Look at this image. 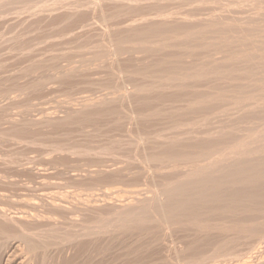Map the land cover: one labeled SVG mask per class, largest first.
<instances>
[{
	"label": "rangeland",
	"instance_id": "1",
	"mask_svg": "<svg viewBox=\"0 0 264 264\" xmlns=\"http://www.w3.org/2000/svg\"><path fill=\"white\" fill-rule=\"evenodd\" d=\"M0 3V264H91V260L92 264H193L192 261L195 264H264V218H260L264 216V204H259L260 201L264 202V194H259L262 188L261 193H264V187L260 185L264 182V0H0ZM8 27H12V30ZM42 36L45 39L41 40ZM161 40H166V44L162 42L163 47ZM230 41L233 46H230ZM27 43L31 44L28 46ZM93 50L96 52L92 54ZM82 51L85 53L81 54ZM206 65L212 70L210 73L207 71L209 74L205 72L208 69ZM186 66L190 67L191 72ZM179 70L187 72L183 76L189 77L184 79L181 75L183 78H180ZM170 73H179L177 77L180 81L169 85ZM173 77L176 76L169 79H178L173 80ZM204 95L209 99L208 95H211L212 101H206L209 99ZM166 98L172 99H168V102ZM190 103L194 108L200 105L196 106V114V109H192ZM189 109L194 112L191 114ZM185 132H188L186 136ZM216 138L219 141L217 148L214 143ZM209 141L216 145L215 148L210 146ZM205 143H209L211 151L214 150L210 152L206 147L208 155L203 151L207 146ZM244 145L249 153H253L250 159L248 152H240L241 146L245 149ZM248 147H252L258 156ZM174 148L180 159L175 156ZM180 149L185 154L192 152L186 155L190 159L192 157L194 165L191 161L184 164L188 158L183 157L185 154L182 156L185 161L178 162L182 161ZM163 150L170 153L174 150V158L171 157L173 153ZM214 152H218L215 154V157L218 155L217 160L212 159ZM239 154L247 163L238 157ZM164 155L170 157L166 159L169 162L163 160ZM209 155L212 157L210 161H217L218 167L209 162ZM171 158L178 161L174 160V163ZM246 158L251 160L250 163ZM161 160L166 162L165 165ZM251 162L252 165L261 162L259 167L254 163L253 169L257 166L253 172L256 173L257 168L260 172L262 168L261 174L257 171L262 179H256L257 173L252 174ZM189 163L194 167H190ZM242 163L250 165L251 170H247L249 176L241 174L246 169ZM242 166L245 168L241 171ZM198 169L199 175L194 171ZM191 170L196 172L197 178L200 176L199 182L203 173L207 180L222 178L223 189L219 190L227 195L226 198L224 194L216 192L214 199L213 193H205L208 195L207 198L203 195L206 198L203 199L201 194H195L197 199L191 194L195 190H188L191 193L186 192L187 198L185 195L184 200L179 198L176 206L182 201L185 203L186 199L188 205L184 207L193 213L189 215L194 217L192 220L196 219L193 221L196 223H191L188 214V217H185L186 214L182 217L181 213L184 212L180 208L175 210L177 207L174 204L177 202L169 204V190L166 191L174 183L177 188L173 186L175 191L172 188L171 191L182 190L188 184L186 179L184 182L182 180L187 173L190 186L193 181L198 182V179L193 180L196 176L190 182L189 177L194 175H190L193 173ZM205 171L213 173V176ZM214 174L217 176L214 177ZM254 175L257 176L251 177ZM230 176L236 179L231 180ZM248 177L255 178V182L246 179ZM244 179L251 186H261L260 190L258 186L256 189L259 193L256 191L257 196L244 198L240 202L230 200L232 193L250 186L249 183L245 185ZM177 184L181 188L178 189ZM200 195L204 201L214 199L212 202L209 200L210 203L207 200L208 204L205 202V205L202 202L206 212L201 202L198 203L201 201ZM209 196H213V199ZM194 198L200 206L195 205ZM218 199L228 204L230 200L232 205L226 204L228 209L237 206L236 211L233 209L238 211L237 215L240 214L237 219L234 216L230 219L235 215L233 210L231 215L230 210L223 212L224 209L220 208L226 216L221 215L225 218L228 216L230 222L237 220L238 225H233L236 231L232 228V222L228 224L229 220L215 211L221 202ZM211 203L218 206L212 207L214 205ZM256 203L261 206L258 207L259 211ZM226 206L224 208L227 209ZM133 208L137 210L135 215L129 212H133ZM207 208L214 211V214L210 211L214 219L205 215L212 218ZM200 212L204 213L201 218L204 216L203 219L209 221L207 227L204 226L207 224L205 220L199 218ZM217 212L218 217L215 218ZM170 215L175 216L173 218L176 220L171 217L175 222H168ZM200 225H203L201 229ZM202 235L203 239L200 237ZM228 237L235 241H230ZM200 240L204 241V245ZM195 244L199 245L198 248Z\"/></svg>",
	"mask_w": 264,
	"mask_h": 264
},
{
	"label": "bare ground",
	"instance_id": "2",
	"mask_svg": "<svg viewBox=\"0 0 264 264\" xmlns=\"http://www.w3.org/2000/svg\"><path fill=\"white\" fill-rule=\"evenodd\" d=\"M7 1H8V0H7ZM46 1H47V0H46ZM93 1H94V0H93ZM114 1H115V0H114ZM197 1H198V0H197ZM203 1H204V0H203ZM4 2H5V1H4ZM43 2H45V1H43ZM89 2H90V0H89ZM123 2H124V1H123ZM138 2H139V0H138ZM200 2H201V1H200ZM206 2H207V1H206ZM232 2H233V1H232ZM254 2H255V1H254ZM45 3H46V2H45ZM198 3H199V2H198ZM204 3H205V2H204ZM237 3H238V2H237ZM0 4H1V3H0ZM3 4H4V3H3ZM46 4H47V3H46ZM76 4H77V3H76ZM93 4H94V3H93ZM207 4H208V3H207ZM83 5H84V4H83ZM42 6H43V5H42ZM92 6H93V5H92ZM122 6H123V5H122ZM235 6H236V5H235ZM80 8H81V7H80ZM1 9H2V8H1ZM161 9H162V8H161ZM163 9H164V8H163ZM4 10H5V9H4ZM77 10H78V9H77ZM139 10H140V9H138V11H139ZM35 11H37V10H35ZM76 12H77V11H76ZM141 12H142V11H141ZM140 14H141V13H140ZM164 14H165V12H164ZM142 15H143V14H142ZM12 16H13V15H12ZM12 16H11V17H12ZM33 16H35V15H33ZM163 16L165 17V15H163ZM166 16H167V15H166ZM51 17H52V16H51ZM41 19H42V18H41ZM45 19H46V18H45ZM94 19H95V18H94ZM99 20H100V19H99ZM105 20H106V19H105ZM107 20H108V19H107ZM101 21H102V20H101ZM8 22H9V21H8ZM99 22H100V21H99ZM105 22H106V21H105ZM101 23H103V21H102ZM109 23H110V22H109ZM3 24H4V23H3ZM107 24H108V23H107ZM89 26H90V25H89ZM14 27H15V26H14ZM16 27H17V26H16ZM16 27H15V28H16ZM8 28H9V27H8ZM11 28H12V27H11ZM11 28H9V29H11ZM42 29H43V28H42ZM7 30H8V29H7ZM11 30H12V29H11ZM110 30H111V29H110ZM1 31H2V30H1ZM3 31H4V30H3ZM84 31H85V30H84ZM151 31H152V30H151ZM151 31H149V32H151ZM245 31H246V30H245ZM8 32H9V31H8ZM145 32H147V33L149 34L148 31H145ZM145 32H144V33H145ZM230 32H231V31H230ZM0 33H1V32H0ZM48 33H49V32H48ZM138 33H139V32H138ZM142 33H143V32H141V34H142ZM147 33H146V34H147ZM151 33H152V32H151ZM151 33H150V34H151ZM164 33H166V32H164ZM3 34H4V33H3ZM136 34H137V33H136ZM141 34H140V36H141ZM153 34H154V33H153ZM162 34H163V33H162ZM11 35H12V34H11ZM151 35H152V34H151ZM164 35H165V34H164ZM164 35H163V36H164ZM1 36H2V35H1ZM15 36H16V35H15ZM117 36H118V35H117ZM142 36H143V35H142ZM142 36H141V37H142ZM149 36H150V35H149ZM8 38H9V36H8ZM145 38H146V37H145ZM4 39H5V38H4ZM20 39H21V38H20ZM42 39H45V38H43V36H42L41 40H42ZM14 40H15V39H14ZM47 40H48V39H47ZM47 40H46V41H47ZM88 40H89V39H88ZM163 40H164V39H163ZM244 40H245V39H244ZM246 40H247V39H246ZM23 41H24V40H23ZM23 41H22V43H23ZM165 41H166V40H165ZM165 41H162V40H161V43L164 42V44H166ZM228 41H229V40H228ZM235 41H236V40H235ZM3 42H4V41H3ZM86 42H87V41H86ZM89 42H90V41H89ZM89 42H88V43H89ZM230 42H231V44H230L229 42H228V43L226 42L227 45L230 44V46H231V45L233 44L232 41H230ZM246 42H247V41H246ZM247 43L249 44V42H247ZM15 44H16V43H15ZM19 44H20V43H19ZM27 44H28V43H27ZM29 44H31V43H29ZM29 44H28V46H29ZM84 44H85V43H84ZM91 44H92V43H91ZM159 44H160V42H159ZM16 45H17V44H16ZM21 45H22V44H21ZM32 45H33V44H32ZM92 45H93V44H92ZM109 45H110V44H109ZM227 45H226V46H227ZM237 45H238V44H237ZM237 45H236V46H237ZM28 46H27V47H28ZM82 46H83V48L86 47V45H85V46L82 45ZM163 46H165V45H163V43H162V47H163ZM166 46H167V45H166ZM232 46H233V45H232ZM17 47H18V46H17ZM17 47H16V48H17ZM33 47H34V46H33ZM33 47H31V48H33ZM88 47H89V46H88ZM91 47H92V46H91ZM95 47H96V46H95ZM95 47H94V48H95ZM19 48H20V47H19ZM25 48H26V47H25ZM35 48H36V47H35ZM54 48H55V47H54ZM109 48H110V47H109ZM221 48H222V47H221ZM226 48H227V47H226ZM228 48H229V46H228ZM26 49H27V48H26ZM29 49H30V48H29ZM107 49H108V48H107ZM111 49H112V48H111ZM111 49H110V50H111ZM223 49H224V48H223ZM232 49H233V48H232ZM12 50H13V49H12ZM19 50H20V49H19ZM19 50H18V51H19ZM23 50H24V49H23ZM32 50H33V49H32ZM85 50L88 51L87 49H85ZM108 50H109V49H108ZM119 50H120V49H119ZM119 50H118V51H119ZM208 50H209V49H208ZM216 50H218V49H215L214 51H216ZM220 50H221V49H220ZM225 50H226V49H225ZM235 50H236V49H235ZM79 51H81V49H80ZM83 51H84V49H83ZM83 51H82V52H83ZM94 51L96 52V50H93V51H92V54H93ZM214 51H213V52H214ZM226 51H227V50H226ZM21 52H22V51H21ZM89 52H90V50H89ZM98 52H99V50H98ZM98 52H97V53H98ZM110 52H111V51H110ZM120 52H121V51H120ZM208 52H209V51H208ZM235 52H236V51H235ZM238 52H239V51H238ZM16 53H17V52H16ZM24 53L28 54V53L25 52V51H24ZM30 53H32V52L30 51ZM55 53H56V52H55ZM84 53H85V52H83V53H81V54H84ZM209 53H212V52H209ZM232 53H233V52H232ZM232 53H231V55H232ZM14 54H15V53H14ZM86 54H87V52H86ZM109 54H110V53H109ZM114 54H115V53H114ZM220 54H221V52H220ZM222 54H224V51H223ZM227 54H228V52H227ZM94 55H95V53H94ZM97 55H98V54H97ZM111 55H112V54H111ZM211 55H212V54H211ZM98 56H99V55H98ZM186 56H187V55H186ZM186 56H184V57H186ZM188 56H189V55H188ZM225 56H226V55H225ZM228 56L230 57V54H228ZM234 56H236V55H234ZM234 56H233V57H234ZM23 57H24V56H23ZM110 57H111V56H110ZM180 57H181V56H180ZM180 57H179V58H180ZM190 57H191V56H190ZM208 57H209V55H208ZM226 57H227V56H226ZM238 57H239V55H238ZM240 57H241V55H240ZM240 57H239V59H242V60H243V58H240ZM1 58H2V57H1ZM94 58H95V57H94ZM192 58H193V57H192ZM210 58H211V56H210ZM230 58H231V57H230ZM230 58H229V59H230ZM235 58H237V57H235ZM80 59H81V58H80ZM99 59H100V58H99ZM174 59H175V58H174ZM177 59H178V57H177ZM186 59H187V58H186ZM199 59H200V58H199ZM233 59H234V58H233ZM239 59H238V60H239ZM95 60L97 61V58H96ZM181 60H182V59H181ZM183 60H184V59H183ZM203 60H204V62L206 61L205 59H203ZM208 60H209V59H208ZM230 60H232V59H230ZM230 60H229L228 62H230ZM244 60H245V59H244ZM35 61H36V60H35ZM226 61H227V58H226ZM236 61H237V60H235L234 62H236ZM81 62H82V61H81ZM177 62H180V61H177ZM207 62H209V61H207ZM210 62H211V60H210ZM231 62H232V61H231ZM241 62H242V61H241ZM245 62H246V61H245ZM248 62H249V61H247V63H248ZM183 63H184V62H182L181 64H183ZM205 63H206V62H205ZM223 63H224V61H223ZM247 63H245V64H247ZM95 64H96V63H95ZM194 64H195V63H194ZM202 64H203V63H202ZM209 64H211V63H209ZM225 64H226V63H224V65H225ZM229 64H230V63H229ZM235 64L237 65V63H235ZM235 64H234L233 66H235ZM249 64L252 65L251 63H249ZM185 65H186V64H185ZM185 65H184V67H185ZM204 65H205V64H204ZM253 65H254V64H253ZM180 66H181V65H180ZM182 66H183V65H182ZM187 66H188V65H187ZM187 66H186V67H187ZM191 66H192V65H191ZM206 66H207L206 68H208V65H206ZM226 66H227V65H226ZM228 66H229V65H228ZM192 67H193V66H192ZM199 67H200V66H199ZM209 67H210V66H209ZM231 67H232V65H231ZM252 67H254V66H251L250 68H252ZM86 68H87V67H86ZM175 68H176V67H175ZM187 68H188L187 70H189V72H191L190 69H189L190 67H187ZM202 68H203V67H201L200 69H202ZM206 68H204V69H206ZM0 69H1V68H0ZM179 69H180V68H179ZM208 69H209V68H208ZM208 69H206V71H205L206 74H207L208 72L210 73V71H212L211 68H210L209 70H208ZM181 70H182V69H181ZM181 70H179V71L181 72L180 76H181V75L183 76L184 74L187 73V72L184 73L185 71L182 72L183 70H182V71H181ZM185 70H186V69H185ZM191 70H192V69H191ZM202 70H203V69H202ZM39 71H40V70H39ZM173 71H174V70H172V72H173ZM177 71H178V70H177ZM207 71H208V72H207ZM175 72H176V71H175ZM173 73H174V72H173ZM173 73H172V74L170 73L171 76H174V75L176 76L175 78L173 77V80L176 79V78H178V79L172 81V80H170V79H171V76L168 75V76H170V77H169L170 79L168 78V82H169V81L171 82L169 85H171V84L173 85L172 82L175 83V81L179 80V77H177V76H179V73H178V75H177V74H173ZM176 73H177V72H176ZM183 73H184V74H183ZM196 73H199V72H196ZM196 73H195V74H196ZM203 73H204V72H203ZM209 73H208V74H209ZM33 74H34V73H33ZM191 74H192V73H191ZM200 74H202V73H200ZM204 74H205V73H204ZM204 74H203V76H205ZM27 75H28V74H27ZM182 76H181L180 78H183V77H184V79H186V78L189 77V76L187 77L186 75L183 76V77H182ZM193 76H194V75H193ZM196 76H197V74H196ZM198 76H199V75H198ZM198 76H197V77H198ZM206 76H207V75H206ZM0 77H1V76H0ZM185 77H186V78H185ZM190 77L192 78V76H190ZM199 78H200V77H199ZM202 78H204V77H202ZM184 79H182V80L184 81ZM200 79H201V78H200ZM8 80H9V79H8ZM42 80H43V79H42ZM195 80H196V79H195ZM45 81H46V80H45ZM179 81H180V80H179ZM179 81H178V82H179ZM183 81H181V82H183ZM199 81H200V80H199ZM42 82H43V81H42ZM168 82H167V84H168ZM185 82H186V81H185ZM185 82H184V83H185ZM44 83H46V82H44ZM184 83H183V84H184ZM187 83H188V81H187ZM198 83H199V82H198ZM196 84H197V83H196ZM169 85H167V86H169ZM176 85H177V83H176ZM177 86L179 87L180 84L177 85ZM184 86L186 87V85H184ZM173 87H174V86H173ZM189 87H190V86H188V88H189ZM231 87H232V86H231ZM167 88H168V87H167ZM170 88H172V87H170ZM179 88H182V87L180 86ZM184 89H187V88H184ZM263 89H264V88H263ZM229 90H230V89H229ZM244 90H245V88H244ZM244 90H243V91H244ZM229 92H230V91H229ZM0 93H1V92H0ZM125 93H126V92H125ZM230 93H231V92H230ZM10 94H11V93H10ZM220 94L222 95V93H220ZM225 94H226V93H225ZM226 95H227V94H226ZM229 95H231V94H229ZM163 96H164V95H162V97H163ZM194 96H195V95H194ZM196 96H197V95H196ZM205 96H206V98H207V95H204V97H205ZM208 96H210V99H211L212 96H211V95H208ZM250 96L253 97L252 95H250ZM162 97H161V98H162ZM213 97H214V95H213ZM215 97H217V96H215ZM218 97H220V96L218 95ZM224 97H226V96H224ZM224 97H223L222 99H224ZM245 97H246V99H247V96H245ZM164 98H165V97H164ZM196 98H197V97H196ZM200 98H201V97H200ZM206 98H205V99H206ZM227 98H228V97H227ZM227 98H225V100H226ZM249 98H250V97H249ZM249 98H248V99H249ZM263 98H264V97H263ZM168 99H169V98H168ZM168 99L166 98L167 101H168ZM171 99H172V98H171ZM171 99H169V100H171ZM174 99H175V98H174ZM177 99H178V98H177ZM177 99H175V100H177ZM193 99H194V97H193ZM197 99H199V97H198ZM202 99H203V98H202ZM205 99H204V100H205ZM207 99H209V98H207ZM210 99H209V100H206V101H212V100H210ZM231 99H232V98H231ZM243 99H244V98H243ZM246 99H245V101H246ZM254 99H255V98H254ZM159 100L162 101V99H160V97H159ZM163 100H164V99H163ZM166 100H165V102H166ZM179 100H180V98H179ZM213 100H214V99H213ZM232 100H233V99H232ZM232 100H229V101H232ZM250 100H253V98L250 99ZM186 101H187V100H186ZM217 101L219 102L218 99H217ZM217 101H214L213 103L216 104ZM222 101H224V100H222ZM222 101H221V102H222ZM226 101H228V100H226ZM168 102H169V101H168ZM172 102H173V100H172ZM176 102H177V101H176ZM187 102H188V101H187ZM189 102H190V101H189ZM189 102H188V103H189ZM191 102H192V101H191ZM195 102H196V101H195ZM218 102H217V103H218ZM224 102H225V101H224ZM232 102H233V101H232ZM252 102H253V101H252ZM192 103H194V101H193ZM197 103H199V102H197ZM197 103H196V104H197ZM203 103H205V101H204ZM208 103H209V102H208ZM227 103H228V102H227ZM235 103H236V102H235ZM235 103H234V104H235ZM244 103H246V102H244ZM247 103H248V101H247ZM247 103H246V104H247ZM194 104H195V103H194ZM211 104H212V103H211ZM249 104H250V102H249ZM261 104H262V103H261ZM109 105H110V104H109ZM190 105H191V103H190ZM190 105H187V106H188V108L191 109V106L193 107V105H191V106H190ZM197 105H198V104H197ZM197 105H196V106H197ZM213 105H214V104H213ZM221 105H222V104H221ZM223 105H224V104H223ZM25 106H26V105H25ZM143 106H144V105H143ZM149 106L151 107V105H149ZM189 106H190V107H189ZM196 106H195V108H194V107L192 108V109H196V110H194V111H196L195 114L197 113V109H198V108H196ZM198 106H200V105H198ZM198 106H197V107H198ZM205 106H206V105H205ZM216 106H217V105H216ZM219 106H220V104H219ZM227 106H228V104H227ZM232 106H233V105H232ZM234 106H235V105H234ZM251 106H252V105H251ZM146 107H147V104H146ZM203 107H204V106H203ZM225 107H226V106H225ZM229 107H230V105H229ZM243 107H244V106H243ZM246 107H247V106H246ZM108 108H109V107H108ZM122 108H123V107H122ZM139 108H140V107H139ZM148 108H149V107H148ZM142 109H143V108H141V110H142ZM144 109H145V108H144ZM190 109H189L188 111H190ZM202 109H203V108H202ZM208 109H210L209 106H208ZM214 109H215V108H214ZM221 109H222V107H221ZM221 109H220V111H221ZM227 109H228V108H227ZM166 110H167V109H166ZM242 110H244V109H242ZM245 110H246V109H245ZM253 110H254V109H253ZM149 111H150V110H149ZM191 111H192V110H191ZM191 111H190V113L192 114L194 111H193V112H191ZM214 111H215V110H214ZM216 111H218V110L216 109ZM216 111H215V112H216ZM229 111H230V110H229ZM236 111H237V110H236ZM240 111H241V110H240ZM251 111H252V110H251ZM251 111H250V112H251ZM144 112H145V111H144ZM168 112H169V111H168ZM170 112H171V111H170ZM224 112H225V110H224ZM246 112L248 113V111H246ZM218 113H219V112H218ZM121 114H122V113H121ZM123 114H125V112H124ZM123 114H122V115H123ZM188 114H189V112H188ZM219 114H220V113H219ZM152 115H154V111L152 112ZM212 115H213V113H212ZM123 116H124V115H123ZM167 116H168V115H167ZM213 116H214V115H213ZM119 117H120V116H119ZM193 117H194V116H193ZM123 118H124V117H123ZM131 118H132V117H131ZM125 119H126V118H125ZM132 120H133V119H132ZM137 120H139V119H137ZM137 120H136V122H137ZM134 121H135V120H134ZM145 121H146V120H145ZM145 121H144V122H145ZM139 122H140V121H139ZM190 122H191V121H190ZM137 123H138V122H137ZM140 123H143V121H141ZM184 124L186 125V123H184ZM192 124H193V122L191 123V125H192ZM137 125H139V124H137ZM140 125H141V124H140ZM142 125H143V124H142ZM145 125H147V124H145ZM179 125H180V124H179ZM180 126H181V125H180ZM188 126H189V125H188ZM193 126H194V125H193ZM190 127H191V126H190ZM176 128H177V127H176ZM176 128H175V129H176ZM179 128H180V127H179ZM183 128H184V127H182V129H183ZM192 128H193V127H192ZM182 129H180V131H181ZM186 129H188V128H186ZM146 130H147V129H146ZM188 130H189V129H188ZM188 130H187V131H188ZM193 130H194V128H193ZM150 131H151V130H150ZM177 131H179V130H177ZM184 131H186V130H184ZM188 132H189V131H188ZM188 132H187V134H188ZM194 132H195V131H194ZM209 132H210V131H209ZM180 133H181V132H180ZM189 133H190V132H189ZM192 133H193V132H192ZM149 134H150V133H148V135H149ZM158 134H159V133H158ZM181 134H183V133H181ZM184 134H185V136L187 135L186 132H185ZM140 135H141V134H140ZM179 135H180V134H179ZM189 135H190V134H189ZM155 136H156V135H155ZM180 136H181V135H180ZM183 136H184V135H183ZM217 137H218V136H217ZM180 138H181V137H180ZM141 139L143 140V138H141ZM156 139H157V138H156ZM177 139H178V138H177ZM177 139H176V140H177ZM213 139H214V138H213ZM176 140H175V141H176ZM180 140H181V139H180ZM180 140H179V141H180ZM216 140H217V138H216ZM236 140H237V139H236ZM204 141H206V140H204ZM204 141H202V143H201L202 146H203ZM211 141H212V140H211ZM244 141H245V140H244ZM141 142H142V141H141ZM181 142H182V143H183V142L185 143V141H183V140H182ZM212 142H213V141H212ZM217 142L219 143L218 140H217V141H214V143L217 145V146H216V145H214L213 143H211V142L209 141V143L211 144L210 146H213V148H215L214 146H216V148L218 147V143H217ZM242 142H243V141H242ZM247 142H248V141H247ZM156 143H157V141H156ZM209 143H205V145L207 144V146H205V148H203V151L206 152V150H207L206 147L208 148ZM248 143H249V142H248ZM178 144H179V143H178ZM243 144H245V143H243ZM246 144H247V143H246ZM246 144H245V145H246ZM179 145H180V144H179ZM182 145H183V144H182ZM190 145H191V144H190ZM240 145H242L241 142H240ZM240 145H239V147H240ZM245 145H244V148H245ZM247 145H248V144H247ZM180 146H181V145H180ZM180 146H178V147H180ZM248 146H249V145H248ZM178 147H177V148H178ZM181 147H182V146H181ZM190 147H191V146H190ZM203 147H204V146H203ZM246 147H247V146H246ZM158 148H159V147H158ZM158 148H157V149H158ZM163 148L165 149V147H163ZM184 148H185V146H184ZM184 148H182V149H184ZM186 148H187V147H186ZM186 148H185V149H186ZM210 148H211V147H209L208 149H210ZM248 148L251 149L252 147H251V148L248 147ZM254 148H255V147H254ZM256 148H257V147H256ZM170 149H173V148H170ZM175 149H176V148H174V150H175ZM187 149L189 150V147H188ZM187 149H186V150H187ZM190 149H191V148H190ZM204 149H205V150H204ZM219 149H220V148H219ZM219 149H217V150L219 151ZM236 149H238V147H237ZM245 149H247V148H245ZM245 149L243 150V147L241 146V148H240V152H241V150H242L243 152H245V153L249 151L248 149H247V151H245ZM159 150H160V149H159ZM159 150H158V151H159ZM168 150H169V149H168ZM168 150H166V151L163 150V151H164V152H167ZM174 150L172 151L173 154L170 153L169 151H171V150H169L167 153H170V154H172L173 156H171L170 154H168V156H171L172 158H174V153H175V151H176L177 149H176L175 151H174ZM188 150H187V151H188ZM211 150H212V149H210L209 151H210V152H213V151H214V150H213V151H211ZM251 150H253V151L255 152V150H254L253 148H252ZM251 150H250V152H251ZM257 150H258V149H256V151H257ZM180 151H181V149H180ZM182 151H183V150H182ZM182 151H181V153H182ZM187 151H186V152H187ZM207 151H208V150H207ZM209 151H208V152H209ZM215 151H216V149H215ZM159 152H160V151H159ZM177 152H178V151H176L175 156H176V154L178 155ZM236 152H237V151H236ZM240 152H239V153H240ZM257 152H258V151H257ZM259 152H260V151H259ZM262 152H263V151H262ZM144 153H146V151H145ZM156 153H158V152H156ZM181 153H180V154H181ZM188 153H189V154H192V152H191V153L188 152ZM188 153H186V154H188ZM206 153H207V152H206ZM217 153H218V152H216V153H215V152L212 153V154H214L213 158L211 157L212 154L209 155L210 157H209V156L207 157V159L210 158V159H209V162H211L212 159H215V158H216L215 160H217L218 155H217V157H215V156H216L215 154H217ZM241 153H242V152H241ZM251 153H252V152H251ZM251 153L248 152V154H250L249 159H250V157H251ZM159 154H160V153H159ZM162 154H164V153H161V155H162ZM183 154H185V151H184V153H182V154L180 155L181 158H182ZM186 154H185L183 157H184V158H185V156L188 157V158L186 157V158H187V159H186L187 162L185 161V159L183 160V158H182V161H178L177 159H180V158H178L179 155L176 156L177 159H174V160H175V161L177 160L178 162H182V163H183V161H185L184 164H187L188 161H189V162L191 161L190 163H192V164L194 165V161L191 160L192 157H191V159H190V158H189L190 156H188V155H186ZM209 154H210V153H209ZM232 154H233V152H232ZM248 154H246V155H248ZM252 154H253V153H252ZM255 154H257V153L255 152ZM263 154H264V153H263ZM263 154H262V155H263ZM205 155H206V154H205ZM207 155H208V153H207ZM240 155H241V154H239L238 157H240ZM143 156H144V155H142V157H143ZM145 156H146V155H145ZM242 156H245V155H242ZM255 156H256V155H255ZM257 156H258V154H257ZM257 156H256V157H257ZM263 156H264V155H263ZM263 156H262V158H263ZM158 157H159V156H158ZM158 157H157V158H158ZM176 157H175V158H176ZM246 157H248V156H246ZM252 157H254V156L252 155ZM256 157H255V158H256ZM155 158H156V157H155ZM162 158H164L163 160H166V159H168V158L170 159V157L166 158V155H164ZM162 158H161V159H162ZM172 158H171V160H173ZM211 158H212V159H211ZM240 158L243 159L244 157H243V158L240 157ZM259 158H260V157H259ZM259 158H258V159H259ZM144 159H145V158H144ZM188 159H190V160H188ZM244 159H245V158H244ZM244 159H243V161H244ZM246 159L249 160L248 158H246ZM251 159H252V161H254V160H253L254 158H251ZM145 160H146V159H145ZM156 160H157V159H156ZM163 160H161V161H163ZM171 160H170V162H172ZM174 160H173V162H174ZM210 160H211V161H210ZM215 160H213V161L215 162ZM247 160H246V161H247ZM158 161H159V158H158ZM158 161H157V162H158ZM166 161L169 162V160H166ZM240 161H241V160H240ZM250 161H251V160H249L248 162L250 163ZM260 161H261V160H260ZM262 161H263V160H262ZM173 162H172V164H173ZM178 162L176 163V165L178 164ZM241 162H242V161H241ZM244 162H245V161H244ZM256 162H258V161H256ZM263 162H264V161H263ZM164 163H166V162L163 161V164H164ZM174 163H175V162H174ZM190 163H189V164H190ZM211 163H213V162H211ZM211 163H209V165H211ZM245 163H247V162H245ZM254 163H255V162H254ZM254 163H253V165H252V162H251V164H250L251 167H252V168H251L252 170L249 168L250 165H249V166H246L245 164L242 163V165H245V166H246V169H245L246 172H244V171H245V170H244L243 173H241V174L244 175V173H245L246 176H247V175H248V174H247V172H248L247 170H251V171H252V174H256V173L258 174V172H259V171H258V168H257V171H258V172H257V171H256V173L253 172V171H255L254 169H256V166L258 165L257 163H255V164H257V165H255V168L253 169ZM260 163H261V162H260ZM260 163H259V165L261 166ZM156 164H157V163H156ZM160 164H161V163H160ZM180 164H181V163H180ZM192 164H190V167H191ZM213 164H214L216 167H218V166H217V164H218L217 161H216V163H213ZM213 164L211 165V167H213ZM238 164H239V163H238ZM262 164H263V163H262ZM115 165H116V164H115ZM164 165H165V164H164ZM193 165H192V168L194 167ZM259 165H258V167H259ZM159 166H160V165H159ZM162 166H163V165H162ZM170 166H172V165H170ZM174 166H175V165H174ZM178 166H179V165H178ZM180 166H181V165H180ZM183 166H185V165H183ZM195 166L198 167L199 164H195ZM239 166H241V164H240ZM245 166H244V167L242 166L241 171L243 170V168H245ZM201 167H202V166H201ZM201 167H199V169H201ZM216 167H215V168H216ZM247 167H248L249 169H248ZM178 168H180V167H178ZM202 168H204V167H202ZM215 168H214V170H215ZM262 168H264V167H262ZM262 168H261V170H262ZM182 169H183V168H182ZM199 169H198V171H197V170H194V171L198 172V173H197L198 175L200 174ZM210 169H212V168H210ZM216 169L218 170V168H216ZM185 170H187V169H185ZM185 170H184V171H185ZM188 170H190L189 167H188ZM204 170H206V169H204ZM214 170H212V172H216V173L218 172V171H214ZM239 170H240V169H239ZM239 170H238V172H240ZM259 170H260V169H259ZM261 170H260L259 174H261V172H263V171H261ZM177 171H178V170H177ZM180 171H181V170H180ZM182 171H183V170H182ZM201 171H203V170L201 169ZM185 172H186V171H185ZM190 172H193V170H191ZM196 172H195V173L193 172L192 174H190V175H193V174H194V175L191 176V177H189V178H191L190 182L193 181V180H197V179H198V182H196V181H195V182H194V181L192 182V184H193V183H196V184H193V185L191 184V186H190L189 182L187 181L188 178H186V176L188 177V175H187L188 173H187V174L184 173V174H186V176H185V178L183 177L182 180H183V182H184V180L186 179V182L189 184V187L183 189L184 186H185V187L188 186V184H186V185H184V186L181 188L180 186H181L183 183H182V181L180 180L179 182L181 183V185H178V184H177V185H178V189L181 188L182 190H178V191L176 190V192H174V191H175L174 187H175L176 185L174 186L175 183L172 185V182H171V185H172V186L169 185V187H171L172 189H174V191H173V190L171 191V190H170L171 188H170V189H168V187H167V189L165 188L167 192H168V190H169V193H168V195H169V198H168V199H169V204L171 205V204H174L175 202H177L176 204H174L175 207H177V208H175V210H177L178 208H180V211H181V212H182V211L184 212V213H181V214H183L182 217H184V214H186L185 217L187 216V214H188V215L191 214V213L189 212L190 210L184 207V206L187 207V205H188V204L186 203L187 200L185 199V203H186V205H185L184 201H182V200H184V199H183V198H184L183 195H185L186 192H188V190H191V191L195 190V193L188 192V193H191L192 196H195V198H197V196H196L195 194H201V195H202V198H203V195H206V198H207V195H208V194H205V193H209V194L213 193V194H214V193L218 192V193H221L222 195L224 194V193L221 192L222 189H223V188L221 189V185L224 184V180H223L222 178L217 179V178L215 177V175L217 176V174H214L215 179H212V180L209 179V180H207V178L205 177L206 175L203 173V174H202V177H201V179H200L201 182H199V177H200V176L197 178ZM203 172H204V171H203ZM205 172L210 173L209 171H205ZM201 173H202V172H201ZM239 174H240V173H239ZM259 174H258V177H257L256 179H258V178L262 179V178H261V175H260V177H259ZM208 175H209V174H208ZM210 175L213 176V173H210ZM243 175H242V177H243ZM263 175H264V174H263ZM263 175H262V176H263ZM176 176H177V175H176ZM194 176H196V179H193V180H192V177L195 178ZM248 176H249V175H248ZM255 176H257V175H254V176H251V177H255ZM178 177H180V176H178ZM178 177H177V178H178ZM181 177H182V176H181ZM204 177H205V181H204V179H203ZM207 177H209V176H207ZM214 177H213V178H214ZM243 178H245V177H243ZM243 178H242V179H243ZM179 179H180V178H179ZM202 179H203V180H202ZM229 179H231V180L234 179V180H235L236 178H235L234 176H230ZM246 179H249V177L246 178ZM251 179H252V181L256 180L255 178H251ZM251 179H249V181H251ZM253 179H254V180H253ZM260 179H258V180H260ZM171 181H173V179H172ZM174 181L177 182L176 180H174ZM174 181H173V182H174ZM202 181H203V182H202ZM240 181H242V180H240ZM244 181H245V179H244ZM244 181H242V182H244ZM246 181H248V180H246ZM246 181H245L246 184H245V183H243V184H245V185H248V183L250 184V182L247 183ZM134 182H135V181H134ZM179 182H178V183H179ZM186 182H185V183H186ZM254 182H255V181H254ZM185 183H184V184H185ZM257 183H258V181H257ZM262 183L264 184V182H262ZM262 183H260V185H262V187H264V185H263ZM169 184H170V183H169ZM253 184H254V183H252V185H253ZM166 185H167V184H166ZM173 186H174V187H173ZM257 186H258V188H259V190H260L261 186H260V187H259V185H257ZM257 186H256V185L251 186V184H250V186H247V187H245V188L243 187L242 189L235 191L234 193H232V194L230 195L229 198H230V200H232V201L239 200V202H240V200H242V199H244V198H248V197L251 198V197H254V195L257 196V194L259 193V190H258V191L256 190V189H257ZM140 187H141V186H140ZM107 188H108V187H107ZM176 188H177V186H176ZM219 189H220L221 191H220ZM262 189H263V188H262ZM262 189L260 190V193H259L261 196H263L262 194H264V193H261V192L263 191ZM120 190H121V189H120ZM140 190H141V189H140ZM162 190H163V189H162ZM196 190H197V192H196ZM164 191H165V190H164ZM166 191H165V192H166ZM256 191L258 192L257 194H255ZM138 192H139V191H138ZM165 192H164V194H165ZM173 192H174V193H173ZM193 192H194V191H193ZM223 192H224V190H223ZM123 193H124V192H123ZM128 193H129V192H128ZM133 193H134V192H133ZM193 194H194V195H193ZM213 194H212V195H213ZM221 194H220V195H221ZM168 195L165 194V196H168ZM201 195L199 196V199L201 198ZM216 195H217V194H216ZM218 195H219V194H218ZM133 196H134V195H133ZM185 196H186V198H187L188 195H185ZM189 196H190V195H189ZM224 196H226V198H227V195L224 194ZM179 198L182 199V200H180V201H182L181 204L184 203V205H183L182 207L185 208V209H182V207L180 206L181 204L178 205V206H176V205L179 203V202H178V201H179ZM195 198H194V200H195ZM202 198H201V201L198 200V201H199L198 203L200 204V202H201L200 205H203V204L205 205V202L207 203V200H208V199L204 201L203 199L205 198V196H204L203 199H202ZM206 198H205V199H206ZM209 198H212V199H213V196H209ZM222 198H223V196H222ZM229 198H228V199H229ZM263 198H264V196H263ZM188 199H189V198H188ZM197 199H198V198H197ZM197 199H196V200H197ZM214 199H216V198H215V194H214ZM214 199H213V200H214ZM223 199H225V198H223ZM177 200H178V201H177ZM196 200H195V201H196ZM202 200H203V201H202ZM209 200H210V199H209ZM209 200H208V202H209ZM213 200H210V202H212ZM219 200H220V199H218L217 201H219ZM230 200H229V204H230V202H231ZM254 200H256V199H254ZM259 200H260V198H259ZM126 201H127V200H126ZM220 201H221V200H220ZM224 201H226V200H224ZM30 202H32V201H30ZM34 202H35V201H34ZM123 202H124V201H123ZM128 202H129V201H128ZM137 202H138V201H137ZM187 202H188V201H187ZM189 202H191V200H190ZM202 202H203V204H202ZM210 202H209V203H210ZM214 202L216 203V201H214ZM258 202H259V201H258ZM154 203H155V202H154ZM158 203H159V202H158ZM194 203H195V202H194ZM198 203H197V201H196V204H195V205L200 206ZM215 203H211V204H213L214 206H212L211 204H210V205H211L212 207H217V206L219 205V206H218L219 209L215 208V209H217V210H215V211H218V212L220 213V215H221V213H222L221 211H222L223 209H224L223 212H224L225 210H226V211H229V210L231 211V210L234 209V208L231 209L232 206H230V209H228V208H229V207H227V206L229 205L228 202H227V203H224V202H222V201H221L220 203L218 202L219 204H218L217 206H216ZM222 203H223V204H222ZM260 203H261V204H260ZM262 203L264 204L263 201H260V202H259L260 205H263ZM50 204H51V203H50ZM162 204L164 205V203H162ZM207 204H208V203H207ZM220 204H222V205H220ZM224 204H225V206H226V204H228V205L226 206L228 210H227L226 208H224V207H225V206H223ZM254 204H255V203H254ZM28 205H29V204H28ZM54 205H55V204H54ZM59 205H60V204H59ZM97 205H98V204H97ZM137 205H138V204H137ZM204 205H203V206H204ZM230 205H232V204H230ZM235 205H236V203H235ZM238 205H239V204H238ZM256 205H257V206H256L257 211H259L258 207L261 208V206H259L258 203H256ZM56 206H57V205H56ZM56 206H55V207L53 206V207L56 208ZM139 206H140V205H139ZM142 206H143V205H142ZM197 206H195V207L197 208ZM220 206H223V207H220ZM254 206H255V205H254ZM57 207H59V206H57ZM149 207H150V206H149ZM149 207H148V209H149ZM155 207H156V206H155ZM204 207H205V206H204ZM207 207H208V206H207ZM209 207H210V206H209ZM233 207H234V205H233ZM236 207H237V206H235V209H236ZM238 207H239V206H238ZM38 208H39V207H38ZM47 208H48V207H47ZM138 208H139V207H138ZM150 208H151V207H150ZM159 208H160V207H159ZM172 208H173V207H172ZM188 208H189V206H188ZM220 208H222V210H220ZM262 208H263V206H262ZM56 209H57V208H56ZM162 209H163V208H162ZM186 209H187V210H186ZM197 209H198L199 211H202V210H200L199 208H197ZM203 209H204V208H203ZM235 209H234V210H235ZM263 209H264V208H263ZM263 209H261V210L263 211ZM3 210H4V209H3ZM3 210H2V211H3ZM26 210H27V209H26ZM28 210H29V209H28ZM58 210H59V209H58ZM64 210H65V209H64ZM130 210H131V208H130ZM134 210H135V208H133V212H132V211H129V210H128V211L131 212V213H134V212L137 211V210H135V211H134ZM151 210H152V209H151ZM160 210H161V208H160ZM184 210H185V211H184ZM207 210H208V208H207ZM211 210H212V208H209V210H208L209 212H208V211H207V212H208L209 215H212V218H211V217H208L207 214H205V215H206L207 218H209V219H214V218H213V216H214V215H213V214H214V211H213V210L211 211ZM219 210H220V211H219ZM234 210H233V213H235V215H237L236 213H237L238 211L235 212L236 210H235V211H234ZM6 211H7V209H6ZM161 211H163V210H161ZM161 211H160V212H161ZM177 211H178V210H177ZM186 211H188L189 213H185ZM210 211H211V213L213 212V214H211ZM262 211H261V212H262ZM58 212H59V211H58ZM93 212H94V211H93ZM96 212H97V211H95V213H96ZM138 212H139V211H138ZM147 212H148V211H147ZM171 212H172V210H171ZM174 212H176V211H174ZM203 212H204V211H203ZM203 212H202V213H203ZM205 212H206V207H205ZM205 212H204V213H205ZM218 212H217V214L215 213V214H216L215 218L218 217ZM6 213H7V212H6ZM122 213H123V212H122ZM131 213H130V214H131ZM144 213H145V210H144ZM166 213H167V212H166ZM197 213H198V212H197ZM202 213L200 212V213H199L200 215L198 214V215H199V218H201V214H202ZM204 213H203V215H204ZM227 213H228V212H227ZM227 213H226V214H227ZM233 213H232V211L230 212L231 215H232ZM138 214H139V213H138ZM142 214H143V213H142ZM181 214H180V215H181ZM192 214H193V213H192ZM192 214H191V215H192ZM222 214L224 215V213H222ZM261 214H263V213H261ZM24 215H25V214H24ZM26 215H27V214H26ZM26 215H25V216H26ZM32 215H33V214H32ZM35 215H36V214H35ZM48 215H49V214H48ZM134 215H135V213H134ZM144 215H145V214H144ZM147 215H148V214H147ZM160 215H161V214H160ZM163 215H164V213H163ZM163 215H162V217H163ZM173 215H174V214H173ZM173 215H172V216L170 215V218H169V221H168V222H170V221L172 222V221L176 220V218H173V217H175V216H173ZM176 215H177V214H176ZM228 215H229V214H228ZM231 215H229V216H231ZM235 215H232V216L230 217V219H231V218L233 219V216L236 217V219H237V218H240V216H239L240 214L237 215V216H235ZM256 215H257V214H256ZM3 216H4V215H3ZM44 216H45V215H44ZM123 216H124V214H123ZM150 216H151V215H150ZM156 216H157V215H156ZM178 216H179V215H177V218H178ZM189 216H190V215H189ZM221 216H222V215H221ZM224 216H226V215H224ZM224 216H222V217H224ZM258 216H259V215H258ZM26 217H27V216H26ZM41 217H42V216H41ZM147 217H148V216H147ZM151 217H152V216H151ZM153 217H154V216H153ZM162 217H161V218H162ZM171 217H172L174 220H172ZM180 217H181V216H179V218H180ZM187 217H188V216H187ZM192 217H193V216H192ZM192 217L190 216V221L192 220V219H191ZM203 217H204V216H203ZM203 217H202L201 219H202V220H205V218L203 219ZM222 217H221V218H222ZM227 217H228V216H227ZM227 217H226V218H227ZM261 217L264 218L263 215L260 216V218H261ZM19 218H20V216H19ZM34 218H36V217H34ZM48 218H49V217H48ZM55 218H56V217H55ZM116 218H117V217H116ZM127 218H128V217H127ZM129 218H130V217H129ZM134 218H135V217H134ZM134 218H133V219H134ZM145 218H146V216H145ZM149 218H150V217H149ZM193 218H194V217H193ZM196 218H198V217H196ZM207 218H206V219H207ZM221 218H220V219H221ZM224 218H225V217H224ZM226 218H225V219H226ZM258 218H259V217H258ZM3 219H4V218H3ZM51 219H52V218H51ZM74 219H75V218H74ZM108 219H110V218H108ZM163 219H164V217H163ZM165 219H166V218H165ZM170 219H171V220H170ZM182 219H183V218H182ZM186 219H187V218H186ZM188 219H189V218H188ZM220 219H217V220H220ZM225 219H224V221L229 220V221H228V224H230V223L233 221V220H232V221L230 222V219H229V218H227V220H225ZM236 219H235V220H236ZM256 219H257V218H256ZM25 220H26V219H25ZM27 220H28V219H27ZM129 220H130V219H129ZM131 220H132V219H131ZM151 220H153V219L151 218ZM160 220H161V219H160ZM194 220H196V219H193V220L191 221V223H192ZM259 220H260V219H259ZM0 221L2 222V220H0ZM42 221H43V220H42ZM50 221H51V220H50ZM118 221H119V220H118ZM132 221H133V220H132ZM144 221H145V220H144ZM147 221H149V220H147ZM163 221H164V220H163ZM180 221H183V220H181V218H180ZM180 221H179V222H180ZM200 221H201V220H200ZM214 221H216V220H214ZM238 221H240V219H239ZM257 221H258V220H257ZM262 221H263V220H262ZM262 221H261V222H262ZM1 222H0V224H1ZM3 222H4V220H3ZM110 222H111V221H110ZM123 222H124V221H123ZM126 222H127V221H126ZM171 222H170V223H171ZM174 222H175V221H174ZM177 222H178V221H176V225L178 224ZM205 222H206V220H205ZM205 222L203 223V221H201V223H202L203 225L205 224ZM207 222H209L208 219H207ZM207 222H206V223H207ZM212 222H213V221H212ZM221 222H222V219H221ZM229 222H230V223H229ZM259 222H260V221H258V223H259ZM104 223H105V222H104ZM107 223H108V222H107ZM131 223H132V222H131ZM134 223H135V221H134ZM170 223H169V224H170ZM189 223H190V222H189ZM193 223H196V222H193ZM198 223H199V222H198ZM214 223H215V222H214ZM234 223L236 224V223H237V220H236L235 222H232V223H231L232 226H233V225L235 226ZM239 223H240V222H239ZM5 224H7V223H5ZM70 224H71V223H70ZM108 224H109V223H108ZM117 224H118V223H117ZM151 224H152V223H151ZM179 224H180V223H179ZM215 224H216V223H215ZM215 224H214V225H215ZM217 224H218V223H217ZM261 224H262V223H261ZM7 225H9V224H7ZM43 225H44V224H43ZM71 225H73V223H72ZM182 225H183V223H182ZM193 225H194V224H193ZM203 225H202V226H203ZM209 225H210V224H209ZM211 225H212V224H211ZM221 225H222V224H221ZM236 225H238V223H237ZM241 225H242V224H241ZM3 226H4V225H3ZM3 226H2V227H3ZM76 226H77V225H76ZM76 226H75V227H76ZM105 226H106V224H105ZM110 226H111V224H110ZM171 226H173V225H171ZM187 226H189V224H188ZM187 226H186V228H187ZM196 226H197V225H196ZM202 226L200 225V229H201ZM204 226L207 227V226H208V223H207L206 225H204ZM215 226H216V225H215ZM223 226H224V225H223ZM228 226H229V225H228ZM234 226H233L232 228H234ZM239 226H240V224H239ZM24 227H25V226H24ZM49 227H50V226H49ZM49 227H48V228H49ZM70 227H71V226H70ZM73 227H74V226H73ZM75 227H74V228H75ZM183 227H184V226H183ZM216 227H217V226H216ZM230 227H231V226H230ZM236 227H237V226H236ZM240 227H241V226H240ZM240 227H238V228H240ZM5 228L7 229L8 227H5ZM5 228H4V229H5ZM50 228L52 229V227H50ZM71 228H72V227H71ZM108 228H109V227H108ZM110 228H111V227H110ZM124 228H125V227H124ZM188 228H189V227H188ZM197 228H199V226H198ZM213 228H215V227H213ZM213 228H210L209 230H211V229H213ZM227 228H228V227H227ZM227 228H226L225 230L227 231V233H230V232H229L230 230L228 229V230H229V231H228ZM241 228H243V227H241ZM255 228H256V227H255ZM6 229H5V230H6ZM9 229H10V226H9ZM51 229H48V231L51 230ZM53 229H54V228H53ZM53 229H52V230H53ZM133 229H135V226H134ZM200 229H197V230L200 231ZM216 229H217V228H216ZM218 229H219V227H218ZM222 229H223V228H222ZM230 229H231V228H230ZM234 229H235V231H236V228H234ZM57 230H59V229H57ZM60 230H62V229H60ZM122 230H123V229H122ZM125 230H127V229H125ZM128 230H129V229H128ZM238 230H239V229H238ZM241 230H242V229H240V232H242ZM243 230H244V229H243ZM40 231H41V230H40ZM54 231L56 232V230H54ZM72 231H74V230H72ZM80 231H81V230H80ZM87 231H88V230H87ZM87 231H86V232H87ZM93 231H94V230H93ZM174 231H175V230H174ZM215 231H216V230H215ZM219 231H220V230H219ZM233 231H234V230H233ZM233 231H232V232H233ZM261 231H263V229H262ZM61 232H62V231H61ZM74 232H75V231H74ZM76 232H77V231H76ZM76 232H75V233H76ZM83 232H84V231H83ZM83 232H82V233H83ZM125 232H126V231H125ZM133 232H134V231H133ZM204 232H205V231H204ZM212 232H214V231H212ZM221 232H222V230H221ZM43 233H44V232H43ZM48 233H49V232H48ZM64 233H65V232H64ZM87 233H88V232H87ZM224 233H225V232H224ZM233 233H235V232H233ZM263 233H264V231H263ZM37 234H38V233H37ZM50 234H51V233H50ZM50 234H49V236H50ZM59 234H60V233H59ZM59 234H58V235H59ZM72 234H73V233H72ZM78 234H81V233H78ZM85 234H86V233H85ZM85 234H84V235H85ZM90 234H91V233H90ZM136 234H137V233H136ZM185 234H186V233H185ZM240 234H241V233H240ZM240 234H238V235H240ZM257 234H259V233H257ZM39 235H40V233H39ZM65 235H66V234H65ZM65 235H64V236H65ZM76 235H77V234H76ZM93 235H95V234H93ZM113 235H115V234H113ZM197 235H198V234H197ZM208 235H209V231H208ZM208 235H207V236H208ZM210 235H212V234H210ZM225 235H226V234H225ZM260 235H261V234H260ZM30 236H31V234H30ZM30 236H29V237H30ZM43 236H44V235H43ZM43 236H42V237H43ZM53 236H56V235L54 234ZM79 236H80V235H79ZM86 236H87V234H86ZM147 236H149V235H147ZM217 236H219V235L217 234ZM240 236H241V235H240ZM40 237H41V236H40ZM45 237H46V235H45ZM75 237H76V236H75ZM112 237H113V236H112ZM200 237H201V239H203V238H202L203 235L200 236ZM200 237H199V238H200ZM205 237H206V236H205ZM213 237H214V236H213ZM215 237H216V236H215ZM229 237H231V236H229ZM229 237H228V238H229ZM233 237H234V236H233ZM52 238H53V237H52ZM66 238H67V237H66ZM88 238H89V237H88ZM195 238H196V237H195ZM209 238H211V237H209ZM217 238H218V237H217ZM220 238H221V237H220ZM223 238H224V237H223ZM238 238H239V237H238ZM243 238H245V235L242 237V239H243ZM260 238H261V237H260ZM32 239H33V238H32ZM43 239H45V238H43ZM91 239H92V238H91ZM93 239H94V238H93ZM233 239H234V238H233ZM233 239L231 238V240H233ZM261 239H262V238H261ZM30 240H31V238H30ZM45 240H46V239H45ZM48 240H49V239H48ZM52 240H53V239H52ZM64 240H65V239H64ZM74 240H75V239H74ZM94 240H96V239H94ZM94 240H93V241H94ZM206 240H207V238H206ZM206 240H205V241H206ZM208 240H209V239H208ZM213 240H214V239H213ZM222 240H223V239H222ZM229 240H230V238H229ZM231 240H230V241H231ZM244 240H246V239H244ZM244 240H243V242H244ZM50 241H51V240H50ZM53 241H55V239H54ZM61 241H62V240H61ZM65 241H66V240H65ZM88 241H89V240H88ZM98 241H99V240H98ZM200 241H203V240H200ZM210 241H211V240H210ZM226 241H227V240H226ZM234 241H235V239H234ZM262 241H263V240H262ZM40 242H41V241H40ZM72 242H73V241H72ZM90 242H91V241H90ZM198 242H199V241H198ZM216 242H218V241L216 240ZM224 242H225V240H224ZM224 242H223V243H224ZM51 243H52V242H51ZM86 243H87V242H86ZM93 243H95V242H93ZM97 243H98V242H97ZM116 243H117V242H116ZM144 243H145V241H144ZM144 243H143V244H144ZM201 243L203 244L204 241L201 242ZM201 243H200V244H201ZM205 243H206V242H205ZM208 243H209V242H208ZM220 243H221V242H220ZM220 243L218 244L219 246H220ZM223 243H222V244H223ZM231 243H232V242H231ZM236 243H238V242H236ZM236 243H235V244H236ZM240 243H241V242H240ZM45 244H46V243H45ZM69 244H70V243H69ZM80 244L83 246L82 243H80ZM99 244H100V243H99ZM106 244H107V243H105V245H106ZM187 244H188V243H187ZM189 244H190V243H189ZM224 244H226V242H225ZM228 244H229V243H227V245H228ZM56 245H57V244H56ZM59 245H63V244H59ZM91 245H92V243H91ZM197 245H198V244H197ZM203 245H204V244H203ZM203 245H202V246H203ZM227 245H225V247H227ZM53 246H55V245H53ZM57 246H58V245H57ZM89 246H90V245H89ZM103 246H104V245H103ZM195 246H196V244H195ZM198 246H199V245H198ZM198 246H196V248H198ZM223 246H224V245H222V248H223ZM230 246H231V245H230ZM237 246H238V245H237ZM243 246H244V245H243ZM44 247H46V246H44ZM47 247H48V245H47ZM47 247H46V248H47ZM59 247H60V246H59ZM85 247L87 248V245H85ZM95 247H96V245H95ZM217 247H218V246H217ZM225 247H224V248H225ZM83 248H84V247H83ZM104 248H105V247H104ZM196 248H195V250H196ZM208 248H209V247H208ZM208 248H207V249H208ZM227 248H228V247H227ZM248 248H249V247H248ZM76 249H77V248H76ZM84 249H85V248H84ZM84 249H82V251H84ZM87 249H88V248H87ZM106 249H107V247H106ZM192 249H194V247H193ZM199 249H200V248H199ZM220 249H221V246H220ZM225 249H226V248H225ZM228 249H229V248H228ZM85 250H86V249H85ZM89 250H90V248H89ZM89 250H88V252H89ZM99 250H100V249H99ZM102 250H103V249H102ZM222 250H223V249H222ZM95 251H97V249H96ZM104 251H105V250H104ZM198 251H199V250H198ZM198 251H197V252H198ZM208 251H209V250H208ZM224 251H225V250H224ZM134 252H135V251H134ZM199 252L201 253V252H203V251H199ZM228 252H229V251H228ZM231 252H232V251H230V253H231ZM233 252H234V251H233ZM233 252H232V253H233ZM78 253H80V252H78ZM81 253H82V252H81ZM84 253H85V252H83V254H82L83 256H84ZM90 253H91V252H90ZM92 253H93V252H92ZM92 253H91V254H92ZM99 253H100V252H99ZM163 253H164V252H163ZM200 253H199V254H200ZM222 253H223V252H222ZM87 254H88V253H87ZM91 254H90V256H92ZM97 254H98V253H97ZM97 254H96V255H97ZM116 254H117V253H116ZM128 254H129V253H128ZM195 254H196V253H195ZM202 254H203V253H202ZM224 254H225V253H224ZM236 254H237V252H236ZM255 254H256V253H255ZM79 255H80V254H79ZM88 255H89V254H88ZM131 255H132V254H131ZM197 255H198V254H197ZM205 255L207 256V254H205ZM205 255H204V256H205ZM221 255H222V254H221ZM237 255H238V254H237ZM43 256H44V255H43ZM43 256H42V257H43ZM74 256H76V255H74ZM83 256H82V257H83ZM85 256H87V255H85ZM142 256H143V255H142ZM199 256H201V255H199ZM202 256H203V255H202ZM232 256H234V255H232ZM87 257H88V256H87ZM94 257L96 258V256H94ZM129 257H130V256H129ZM197 257H198V256H197ZM212 257H214V256H212ZM237 257H239V255H238ZM47 258H48V257H46V259H47ZM79 258H80V257H79ZM79 258H78V259H79ZM92 258H93V257H92ZM143 258H144V257H143ZM168 258H169V257H168ZM193 258H194V257H193ZM198 258H199V257H198ZM234 258H235V257H234ZM132 259L134 260V258H132ZM137 259H138V258H137ZM141 259H142V257H141ZM195 259H196V258H195ZM229 259H230V257H229ZM231 259H232V258H231ZM240 259H241V258H240ZM79 260H80V259H79ZM82 260H84V259H82ZM94 260H95V259H94ZM135 260H136V259H135ZM142 260H143V259H142ZM197 260H198V259H197ZM197 260H196V261H197ZM199 260H200V258H199ZM40 261H41V260H40ZM54 261H55V260H54ZM191 261H192V260H191ZM38 262H39V261H38ZM43 262H44V261H43ZM84 262H85V261H84ZM87 262H88V261H87ZM132 262H133V261H132ZM167 262H168V261H167ZM197 262H198V261H197ZM88 263H89V262H88ZM185 263H186V261H185ZM192 263L195 264L194 261H192ZM199 263H200V262H199ZM37 264H38V263H37ZM85 264H86V263H85ZM91 264H92V260H91ZM190 264H191V263H190ZM196 264H197V263H196Z\"/></svg>",
	"mask_w": 264,
	"mask_h": 264
}]
</instances>
